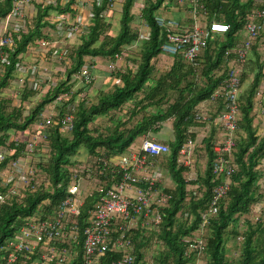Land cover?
<instances>
[{
	"label": "trees",
	"instance_id": "16d2710c",
	"mask_svg": "<svg viewBox=\"0 0 264 264\" xmlns=\"http://www.w3.org/2000/svg\"><path fill=\"white\" fill-rule=\"evenodd\" d=\"M12 2L0 0V20L9 14ZM111 2L102 0L100 7L94 6L86 31L77 38L76 47L67 50L69 67L61 73L53 69L51 62L44 63L50 78L39 76L40 85H49V90H35L29 74L20 85L17 66L41 65L39 59L38 63L27 60L28 47L38 46L41 40H52L55 25L46 18L51 14H74L69 4L37 8L30 17L29 32L21 34L15 46L5 51L7 63L0 65V151L12 152L0 165V172L12 160L27 155L29 134L36 122L44 112L51 111L58 97H65L55 106L54 123L39 132L46 139L30 155L34 174L28 186L11 200L0 203V264L35 263L45 252L43 241L31 237L25 246L34 245L33 253L16 251V259L9 263L8 256L15 251L11 242L23 237V229L30 221L51 223L59 204L68 195L70 183L82 178L90 188L78 218L77 241H52L57 251L68 248L67 264H81L83 230L88 211L100 197L97 189L110 188L122 175V171L105 166V162L130 153L137 139H141V144L143 139L164 131L169 136L161 143L169 151L159 157L149 156L147 165L158 167L169 177L168 182L162 179L155 184L169 198L159 207L152 206L160 216L156 230L141 227L140 221L125 231V239L131 243L132 264H264V131L255 125V108L260 106L255 97L264 80V56L258 43L251 48L242 69L238 126L231 155L234 168L229 190L215 204V213L211 211V204L218 180L212 169L217 157L213 148L221 139L217 137L215 119L223 104L217 102L220 108L214 116L202 106L223 86L229 61L235 58V49L243 41L240 33L244 31L247 16L264 0H197L195 10L203 28L208 30L209 24L216 21L229 25V30L223 34L207 31L205 46L194 61H187L183 50H179L171 57L168 69L162 72L156 62L162 55L167 31L155 24L154 17L164 9L181 8V4L191 12L194 9L191 0H144L139 16L134 12L135 0H123L114 34L110 17L117 11L116 5L110 8ZM138 25L147 28L146 38L140 36ZM95 59L108 64L115 62L113 70L104 66L105 76L121 84L108 92L99 91L98 96H88L87 91L96 82L95 74L91 69L92 80L81 87L76 86V75L86 63L93 68ZM120 61L125 68H117ZM11 86L17 87L16 92L12 98L5 97V90ZM15 99L17 102H13ZM68 110L74 116L73 128L70 136L63 137L59 134L58 122ZM199 111L206 114V121H196ZM208 124V134L196 146L191 129ZM188 138L194 142L190 158L195 154L196 162L197 159L203 162L202 170L194 175L192 167L184 166L179 157V150ZM81 148L89 155L90 161L85 164L74 159ZM10 186L11 183L0 181V192L7 193ZM200 237L203 247L197 255V251L189 249V244ZM111 248L101 264H112L122 257L121 250ZM231 249H235L237 257L230 256Z\"/></svg>",
	"mask_w": 264,
	"mask_h": 264
},
{
	"label": "built area",
	"instance_id": "2783aa9c",
	"mask_svg": "<svg viewBox=\"0 0 264 264\" xmlns=\"http://www.w3.org/2000/svg\"><path fill=\"white\" fill-rule=\"evenodd\" d=\"M112 0L110 8L114 9L116 2ZM123 1V0H122ZM72 2V3H71ZM144 0H135L134 12L139 16L143 7ZM194 9L189 12L192 15V22L188 27L174 19L162 15L154 17L155 24L167 31L166 43L162 46V55L172 57L179 50H183V56L187 61H194L205 46L207 31L216 34H223L229 30V25L213 21L209 24L208 30L202 27L198 21L195 6L197 0H191ZM75 12L74 14H51L46 20L55 25L51 34L57 35L58 41L41 40L38 46L28 47L27 57H33V60L41 65L21 64L17 66V80L21 85L29 74L35 90H49V85H40V77L50 78L45 62H51L55 71L63 72L70 66V60L67 56L68 44L75 41L87 29L94 6L100 7L102 0H13L11 11L7 16L0 20V65L7 63L5 55L6 50H11L16 44V38L21 34H27L31 28L32 19L27 16V8L33 7L46 8L49 6L65 7L66 5ZM34 11V12H35ZM142 27V26H141ZM140 27V28H141ZM141 37H147L148 31L144 28L139 29ZM246 32L245 39L235 49V58L229 61V68L226 80L223 86L215 91L210 97L211 103L221 101L223 109L215 119V123L222 131L221 139L215 144L213 150L217 154L213 162V174L218 183L213 188V201L211 211L216 212L215 204L223 198L230 186V177L233 172L231 161L232 151L235 147L236 130L238 126L239 104L238 96L241 90V74L243 66L248 59V54L255 43H258V49L264 56V2L256 9L251 10L247 16V22L244 27ZM137 43L133 44V48ZM24 56V57H25ZM118 58L117 56H115ZM45 58V60H44ZM115 62L108 64V69H115ZM92 66L86 63L76 75V86H83L92 80ZM42 70V71H41ZM40 76V77H39ZM118 81V80H117ZM63 95L58 97L53 105L55 106L64 100ZM264 99V80L261 81L259 89L256 92L255 101L260 104ZM257 103V104H258ZM204 106V105H202ZM260 113H264L263 107H260ZM201 108V104H200ZM206 109L205 107H203ZM55 114L53 111L44 112L36 122L34 129L29 134L28 144L26 146V156L17 160H12L0 172V181L3 184L11 183L7 193L0 192V203L11 200L13 196L20 193L30 182V176L34 171L28 167L30 164V155L34 149L44 141L45 135L40 136L39 132H44L51 125ZM73 114L67 111L58 122L59 134L63 137L70 136L73 128ZM205 113L199 111L196 114L197 122L207 120ZM169 148L167 145L153 140L143 139L138 149H132L127 157H114L105 162V166L114 167L122 171V175L117 183L110 188L99 187L97 189L100 197L94 208L88 211L87 224L84 227V258L81 264H101L100 261L109 248H118L123 252L120 259L112 264H132L133 256L131 254V243L125 239V231L132 229L138 222L143 228L152 227L154 230L160 222L158 210L152 206H161L166 202L169 196L155 188L156 183L163 179V172L157 170L152 165H147L149 156L159 157L167 154ZM9 150L8 154H11ZM194 152V142L191 138L180 148L179 157L184 166H188L191 155ZM7 153L0 151V165L7 158ZM153 169V170H152ZM152 170V171H150ZM163 181V180H162ZM139 185H145L143 187ZM88 181L79 178L70 183L66 192L67 196L59 204L55 218L50 222L30 221L23 229V237L15 238L11 246L15 249L8 256V262H13L16 257V251L24 250V253H33L34 245L25 246L31 241V237H36L37 241H43L45 252L36 259L34 264H67L68 248L61 251L55 250L54 242H76L78 232V218L85 204L84 199L87 195L86 188ZM61 189V185H58ZM36 222V223H34ZM205 223V221H204ZM118 236V237H115ZM53 241V242H52ZM203 247L201 237L192 244L189 249L200 251ZM111 248V249H112ZM150 264V263H147Z\"/></svg>",
	"mask_w": 264,
	"mask_h": 264
},
{
	"label": "crops",
	"instance_id": "0c3cea01",
	"mask_svg": "<svg viewBox=\"0 0 264 264\" xmlns=\"http://www.w3.org/2000/svg\"><path fill=\"white\" fill-rule=\"evenodd\" d=\"M121 4H122V0H119L118 2H116V11H117V18L119 19V12H120V9H121ZM119 8V9H118ZM182 8V7H181ZM181 8L179 7H174V8H170V9H164L162 10L163 12H159L157 15H162V16H165L167 18H170V19H174L178 22H180L183 26L185 27H188L190 25V22H188V20L190 19V16L189 17H181L179 16L181 14ZM35 9L31 6V7H28L27 8V16H32V14L34 13ZM135 11V10H134ZM190 14V13H189ZM174 15H178V17H175ZM174 16V17H172ZM118 21V20H117ZM160 57H166L165 55H161ZM28 61L30 62L31 61H34L32 60L33 57H27ZM171 58V57H169ZM96 64L93 66L92 68V72L95 74V78H96V82L95 84L92 86V88H90L87 93H88V96H98V92L99 91H105V92H108L109 90H111V88H113L114 85L116 84H121V82L119 83V81H117L116 79H109V78H106L105 76V69H104V64L103 66L100 64V62L94 61ZM125 64L123 61H120V62H117V68H125ZM53 77V76H52ZM109 82V86L112 85V87L110 88L109 86H107V83ZM15 84V83H14ZM15 86H17V84H15ZM18 87V86H17ZM263 102H262V105L260 107H263V110H264V99H262ZM202 105H204L203 107H205L212 116H214L218 111H219V108H220V104L219 103H211V102H205V103H202ZM258 106H256V109H257ZM255 114L257 115L256 116V119H255V125H259L257 126L258 129H260V131H264V113H257L255 112ZM219 113H217L216 116H218ZM216 129L219 131L217 133V137L220 138L219 136L222 137V131L219 129V127L217 126L216 124ZM192 132L194 133L195 135V142L197 143L196 146H199L202 142V139L208 134L209 130H210V126L209 124L208 125H205L204 127L202 126H197L195 128H192L191 129ZM169 136V132L168 131H164V133H159L158 135H151L150 136V139H153V140H156V141H164V140H167V137ZM197 153H200L201 154V151L197 152ZM83 156L85 157V161L86 163L90 161L89 159V155L87 153V151L85 150H80L78 156ZM77 158V157H74V159ZM204 157H202L203 159ZM78 161V160H76ZM195 154H194V157L191 158L190 160V163L188 166H186L187 168L188 167H194V162H195ZM82 163V162H81ZM203 164V162H202ZM157 170H160L158 167H156ZM163 175H165L163 173ZM188 177V176H186ZM167 180L169 181V177L167 178ZM89 188L90 187H87L86 188V193H88L89 191Z\"/></svg>",
	"mask_w": 264,
	"mask_h": 264
},
{
	"label": "rangeland",
	"instance_id": "374dc122",
	"mask_svg": "<svg viewBox=\"0 0 264 264\" xmlns=\"http://www.w3.org/2000/svg\"><path fill=\"white\" fill-rule=\"evenodd\" d=\"M181 6H182V8H181V14L179 15V16H181V17H189L190 16V18H192V15L191 14H189V12H188V10H186V9H184L183 8V4H181ZM175 17H178V15H174ZM174 16H172V17H174ZM117 20H118V18H117V16L116 15H114V14H112V17H110V22H111V24H112V33L114 34L115 33V31L117 30V27H118V22H117ZM138 27V29H142V28H144L145 29V31H147V28L145 27V26H143L142 25V27L141 26H137ZM141 27V28H140ZM116 28V29H115ZM246 37V32H244V31H242L241 33H240V39H242V40H244V38ZM51 38L54 40V41H58L59 40V38L57 37V35H53V34H51ZM77 40L78 39H76L75 41H71V43L70 44H68V48L69 49H74L75 47H76V44H77ZM96 61H98V62H100V64L103 66V64H104V66H107L108 65V62H102L100 59H96ZM170 63H171V58H169L168 56H166V57H160L158 60H157V62H156V67H157V69H159L161 72L162 71H165V70H167L168 69V67H169V65H170ZM159 72V71H158ZM160 73V72H159ZM107 86H109V82L107 83ZM110 88L112 87V85L111 86H109ZM17 87H15V86H11L9 89H7V90H5V92H4V95H5V97H9V98H12L13 96H11L12 94H14V92H16V89ZM112 89V88H111ZM14 97H16V96H14ZM13 102H17V99H15ZM17 104V103H16ZM55 109L56 108H52L51 109V111H53V112H55ZM260 109H256L255 108V112H257V113H259L260 114ZM140 141H141V139H137L136 140V142H135V144H134V146H133V149H138L139 148V146H140ZM159 141V140H158ZM160 142H161V140H160ZM81 150H84L83 148H81ZM129 152H125L122 156L123 157H127L129 154H128ZM77 158H75V160H78L79 162H82V163H86V161L84 160L85 159V157H83V156H76ZM202 166H203V164H202V160L201 159H197V162L195 161L194 162V167L192 168V170H193V172H191V174L192 175H194V173L197 171H200V170H202ZM28 167L30 168V164H28ZM153 170V169H152ZM152 170H150V171H152ZM167 178H168V176H166V174L164 175V177H163V180H164V182H168V180H167ZM89 184V183H88ZM253 217H257V215H253ZM229 254H230V256L232 255V256H234V257H237V252L235 251V249H231V252H229ZM198 264H201V262H198Z\"/></svg>",
	"mask_w": 264,
	"mask_h": 264
}]
</instances>
